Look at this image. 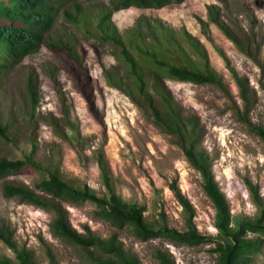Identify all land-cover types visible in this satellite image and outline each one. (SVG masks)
I'll list each match as a JSON object with an SVG mask.
<instances>
[{
	"label": "rangeland",
	"instance_id": "obj_1",
	"mask_svg": "<svg viewBox=\"0 0 264 264\" xmlns=\"http://www.w3.org/2000/svg\"><path fill=\"white\" fill-rule=\"evenodd\" d=\"M122 1L65 0L50 38L73 40L75 49L83 55L89 76L103 88V144L82 98L70 86L65 63L46 47L26 57L0 79V124L8 128L7 140L0 139V158L16 162L29 157L38 161L41 169H25L0 181V222L11 229L18 248L30 251L37 264H51L48 254L54 264H92L91 257L97 256L94 250L71 246L51 232L52 212L30 206L19 198H6L3 187L25 186L41 195L37 185L48 173H54L72 188L87 187L101 196L104 188L91 154L99 147L117 195L124 202L144 207L147 225L153 230L186 232V214L170 190L173 186L193 210L196 233L209 242L196 247L176 245L163 238L140 242L130 229L115 230L101 221L90 203L62 204L71 228L101 240L114 236L139 264H158V252L169 256L175 264H216L217 245L226 246L230 238L223 237L215 228L216 214L203 193L200 175L172 143L166 128H157L128 98L105 85L102 70L117 66L113 59L115 50L83 33L86 29L92 31L99 17ZM211 5L219 9L220 19L231 31L251 41L252 58L239 54L214 26L210 25L207 32L202 30L199 21L207 20V7ZM65 12L81 15L78 28L65 21ZM110 22L122 38L134 28L160 24L176 35L184 30L199 41L222 87L162 81L174 103L199 123L201 147L210 158L214 182L229 210L228 233L236 232L237 223L257 218L264 205V143L254 132L264 128V0H173L160 9L123 8L113 12ZM230 71L248 84L247 113ZM29 79L37 92L34 110L26 88ZM152 84L150 81L149 85ZM56 100L64 102L65 124L60 130L70 137L92 138V142L77 148L53 134L45 118L56 117ZM96 102L100 104L97 98ZM245 240L261 243L252 261L264 264V239L247 234ZM0 258L14 260V254L1 243Z\"/></svg>",
	"mask_w": 264,
	"mask_h": 264
},
{
	"label": "trees",
	"instance_id": "obj_2",
	"mask_svg": "<svg viewBox=\"0 0 264 264\" xmlns=\"http://www.w3.org/2000/svg\"><path fill=\"white\" fill-rule=\"evenodd\" d=\"M64 1L0 0V79L26 57L46 47L52 56L65 63L64 72L70 86L82 98L86 114L98 127V135L103 144L106 140L103 88L89 76L83 55L75 49L73 40L51 41L50 39L60 13L61 3ZM171 1L173 0H124L115 5L111 11L103 13L92 31L86 29L83 33L94 41L108 43L115 50L113 59L117 66L102 70L105 85L128 98L152 120L157 128H166L172 143L182 151L187 163L200 175L203 193L216 214L215 228L220 235L230 238L226 246L217 245L216 264H253L252 258L258 254L261 243L257 240H245V237L251 234L264 239V205L257 218L237 223L236 232L228 233L229 210L224 196L214 182L210 158L201 147L202 131L199 123L195 117L186 115L174 103L162 81V79H170L221 88V80L210 69L205 50L197 39L184 30L176 35L160 24L156 27L146 24L144 28L132 29L122 38L110 22L113 12L123 8L160 9ZM218 10L214 5L207 7V20L199 21L202 30L207 32L210 25L214 26L232 43L239 54L252 58L251 41L231 31L220 19ZM63 17L73 28L79 27L81 15L78 13L73 15L65 12ZM230 74L237 87L243 111L247 113L250 104L248 84L233 71H230ZM150 81L153 82L151 86ZM26 88L34 110L37 92L31 79L27 80ZM63 103L56 100V117L51 115L46 117L45 124L51 128L56 137L69 140L77 148H82L92 142V138L82 139L75 135L70 137L60 130V126L65 124ZM254 132L264 143V128H257ZM7 135V126L0 124V139L7 140ZM31 142L32 144L34 142L33 148H35V140L32 139ZM91 154L104 188V194L101 196L87 187L72 188L54 173H48L47 178L37 185L36 188L41 195L35 194L25 186L8 185L3 187V194L6 198H19L30 206L52 212L54 220L50 227L51 232L71 246L94 250L97 256L91 257L92 264H139V262L123 250L114 236L109 240H101L89 232L87 235H82L73 230L67 220L66 210L62 207L63 203L92 204L101 221L115 230L130 229L140 242L163 238L173 244L189 247L209 242L196 233L192 221L193 210L177 188L172 186L170 190L186 214V232L179 233L167 228L153 230L147 225L143 216L144 207L124 202L117 195L109 168L99 147ZM25 169L41 170L38 161L29 157H26L25 161L16 162L0 158V181L12 173L17 174ZM0 243L14 254L13 261L0 258V264H37L30 251L18 248L13 239V232L3 222H0ZM48 257L51 264H54L49 254ZM156 260L158 264H175L169 256L160 252L156 254Z\"/></svg>",
	"mask_w": 264,
	"mask_h": 264
}]
</instances>
